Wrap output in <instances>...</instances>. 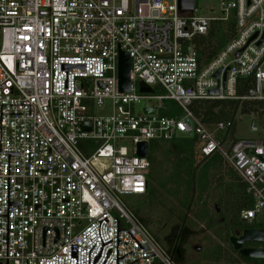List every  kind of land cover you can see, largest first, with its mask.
I'll use <instances>...</instances> for the list:
<instances>
[{
	"label": "built area",
	"instance_id": "1",
	"mask_svg": "<svg viewBox=\"0 0 264 264\" xmlns=\"http://www.w3.org/2000/svg\"><path fill=\"white\" fill-rule=\"evenodd\" d=\"M219 6L220 15L204 16L178 0H0V152H18L9 155L8 201L18 205H8L7 264H88V253L92 264L109 240L94 264H116L117 229L142 247L118 231L126 243L118 241V264H179L120 200L146 192L150 163L135 152L143 141L197 136L201 156L220 153L245 183L251 205L239 217L264 222V142L221 143L232 122L206 125L191 109L200 100H264V0ZM213 20H232L234 35L201 64L195 40ZM120 50L130 60L128 92L118 87ZM240 78L250 79L244 94ZM140 80L153 91L139 92ZM143 100L157 112L135 113ZM165 100L180 112L158 115ZM7 173L0 153V214ZM6 221L0 216V264Z\"/></svg>",
	"mask_w": 264,
	"mask_h": 264
},
{
	"label": "trees",
	"instance_id": "2",
	"mask_svg": "<svg viewBox=\"0 0 264 264\" xmlns=\"http://www.w3.org/2000/svg\"><path fill=\"white\" fill-rule=\"evenodd\" d=\"M233 35L234 27L232 20L211 21L207 35L195 40L199 62L203 64L209 61L233 37ZM249 83L250 79L240 78L238 92L244 94ZM165 101L166 103L162 104L159 108L158 115L173 117L180 112L175 102L171 100ZM261 101L262 100H200L194 101L191 104V109L206 125L212 126L219 121L230 120L232 124L224 134H217L220 142L226 144L228 141L233 142L238 140L233 134L236 114L238 112L250 114L255 111L258 105H261ZM148 146L147 158L150 163V168L147 175L148 185L144 194L148 197L153 195L154 187L151 181H153L152 179L156 168H161L162 172L158 180L160 189L168 194L169 191H175L176 198L181 201L185 208V212L180 216H176L175 221L185 218L186 211L191 210L194 203L195 205L199 203L193 216L195 215L201 222L205 221L208 229H212L216 224L210 217V210L206 206L207 203H205V197L208 196V191L214 190L216 193L215 201L221 207L223 212L221 214H225V222L226 218H229L231 222L234 219H239L240 210L251 205V196L247 191L245 183L220 153L214 152L209 156H201L199 154V139L197 136H176L169 140H150ZM201 164H203L206 169L204 178L203 174L200 176L196 175L197 168ZM225 175L228 179L227 182L223 180ZM190 191L191 194H188ZM132 210L144 224L146 223L148 225L147 219L138 209ZM180 225L182 226L181 229L185 231L183 234L184 237L181 238L178 245L186 240V232L189 230L186 224L181 223ZM151 228L153 230V228H157V226H151ZM225 239L228 240V232ZM157 240L160 239L157 238ZM166 250L175 261L181 264V260L174 251H170L168 248H166ZM216 253L215 256L210 257V260L215 263L224 256L220 249H218ZM240 258L253 264H264V259Z\"/></svg>",
	"mask_w": 264,
	"mask_h": 264
},
{
	"label": "rangeland",
	"instance_id": "3",
	"mask_svg": "<svg viewBox=\"0 0 264 264\" xmlns=\"http://www.w3.org/2000/svg\"><path fill=\"white\" fill-rule=\"evenodd\" d=\"M165 1L170 2L171 0ZM195 6L199 10L197 12L199 15H220L219 0H195ZM141 8L142 14L146 15V8L144 6ZM210 9H213L212 13H210ZM154 93L159 95L162 94L163 91L155 89ZM261 102V105H258L255 111L251 112L250 114H243L240 112L236 114L233 132L235 138L264 141V100ZM149 103L156 104L155 101L143 100L135 105V113L141 112L142 106ZM164 103H166V101H164L162 104ZM252 118L254 119L253 125H251ZM119 143L124 145L127 144L126 141L122 140H120ZM205 171V167L203 164H201L197 168L196 175L200 176L203 174L204 178L206 174ZM161 172L162 169L157 167L152 179L153 181H151L154 187L152 196L148 197L146 194H130L120 196V200L127 207L131 209H138L139 212L144 215L148 223V225L145 223V226L151 231V233L154 234L155 238L159 239V237H157L155 234L156 228H153L152 230L151 226H157V229H161L164 231V233L167 232L168 234L169 230H167V228H169L171 225L173 227L180 225L181 223L186 224L189 230L186 232V240L180 246L188 258L184 262L182 261L181 264H253L242 260L240 256H238L236 250L232 248L229 241L225 239L228 232L229 218H226L225 222V214H221L223 213L221 207L219 213H216L213 210V205L217 204L215 201L216 193L214 190L208 191V196L205 197V203H207L206 206L210 210V217L216 224H214L215 226L212 227V229H208L205 221L201 222V220L195 217V215L193 216V213L195 212L196 207L199 206V203L196 205L194 203L191 207V210L186 211L185 218L175 221V217L182 215L183 212H185V208L183 207L184 205H182L181 201L176 198L175 191H169L168 194L160 189V183L158 180ZM223 180H225L224 182L228 181L226 175L223 177ZM188 194H191V191ZM262 217L264 218V211ZM221 218L224 219V222L220 221ZM261 226L264 227V222L261 224ZM172 230L175 231L176 228ZM172 230L171 233L173 232ZM157 241L160 245L162 244L161 240ZM248 244L262 246L263 243L249 242ZM161 246L163 247V244ZM163 248L166 249L165 247ZM218 249H220L224 256L215 263L214 261L210 260V257L215 256Z\"/></svg>",
	"mask_w": 264,
	"mask_h": 264
},
{
	"label": "water",
	"instance_id": "4",
	"mask_svg": "<svg viewBox=\"0 0 264 264\" xmlns=\"http://www.w3.org/2000/svg\"><path fill=\"white\" fill-rule=\"evenodd\" d=\"M194 2H195V0H178V7L180 10H192L193 6H194ZM129 73H130V60H129L128 54L125 51L120 50L119 56H118V87H119V91H121V92H128L129 91V86H130ZM214 76H215V78H218V71L215 72ZM138 89H139V92H141V93H151L153 91L152 88L150 86H148L146 83H144L142 80H140L138 82ZM211 93L216 94L217 90L216 89L211 90ZM263 93H264V89H263ZM21 105H29V104H21ZM141 110L144 114H147V115L155 114L157 112V108L151 107V106H143ZM1 114L2 113H1V104H0V121H1ZM4 114H21V113H4ZM253 122H254V119L252 118L251 119V125H253ZM81 127L83 130L89 131L90 130V121L81 122ZM135 152L138 156L147 157V155H148V144L144 141L137 143ZM0 153H8L7 214H0V216H6L7 217V221H6V264H7L8 205H18V202L8 201V194H9V155H18V152H0ZM213 209L216 213H219V211H220L219 204H214ZM103 219H105V221L108 222L106 217H104ZM118 222L119 221L117 220V224H118ZM118 231H127L128 232V230H118L117 229L116 264H118V258H122L124 256L123 255L122 257H118V241L124 242V240H118ZM130 236L134 239V237L131 234H130ZM110 241L111 240H109L105 243H102V246L104 244L110 242ZM228 241H229L230 245L232 246V248L237 251V254L239 256L244 257V258H250V259H261V260L264 259V247L260 248V247L245 246V244L249 243V242L264 243V229L247 228V229H243L240 233L233 232V230L230 229L229 234H228ZM101 242H102V240H101ZM136 243L139 245V243L137 241H136ZM102 246L100 248L99 253L95 256L92 264H94L98 260L100 254H101ZM140 248H142V247L140 246ZM131 252L132 251H130L128 253H131ZM128 253H126V254H128ZM71 257H76V260H77V246L75 244H71ZM26 264H27V260H26ZM88 264H89V253H88Z\"/></svg>",
	"mask_w": 264,
	"mask_h": 264
},
{
	"label": "flooded vegetation",
	"instance_id": "5",
	"mask_svg": "<svg viewBox=\"0 0 264 264\" xmlns=\"http://www.w3.org/2000/svg\"><path fill=\"white\" fill-rule=\"evenodd\" d=\"M220 221L224 222V219H220ZM229 225H228V234H229V230L232 229L233 232L236 233H240L243 229H247V228H254V229H260L263 228L261 226V224L259 223L258 219H254L252 222H247L244 221L242 219H234L232 222L229 221ZM176 228L175 231H173L172 229ZM167 230H169L168 234L167 232L164 233V231H162L161 229H157L156 228V236L159 237V239L161 240V243L163 244V246L165 248H168L170 251H174L176 253V255L178 256V258L181 260V262L185 261L188 257L186 256V253L183 252L182 248L180 245H178L179 241L181 240V238L184 237V231L181 229V225H176L173 226L172 225L167 228ZM171 230L173 231L171 233ZM166 231V230H165ZM161 244V245H162ZM245 246H250V247H257V245H251L246 243ZM237 252V251H236ZM239 256V255H238ZM241 257V256H240Z\"/></svg>",
	"mask_w": 264,
	"mask_h": 264
},
{
	"label": "crops",
	"instance_id": "6",
	"mask_svg": "<svg viewBox=\"0 0 264 264\" xmlns=\"http://www.w3.org/2000/svg\"><path fill=\"white\" fill-rule=\"evenodd\" d=\"M214 210V209H213ZM240 218V217H239ZM241 219V218H240ZM245 221V220H244ZM259 221V223L260 224H262L263 222H261L260 220H258ZM247 222H252V221H247ZM260 229H264V228H260ZM264 245V243L262 244V246ZM257 247H260L261 248V246H257Z\"/></svg>",
	"mask_w": 264,
	"mask_h": 264
}]
</instances>
